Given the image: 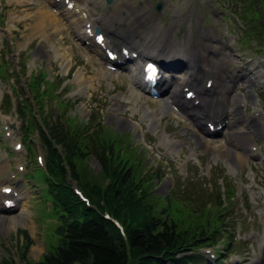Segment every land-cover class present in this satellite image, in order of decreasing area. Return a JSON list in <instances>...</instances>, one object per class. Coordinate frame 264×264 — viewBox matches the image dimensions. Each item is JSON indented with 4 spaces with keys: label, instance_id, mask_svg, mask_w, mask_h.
Listing matches in <instances>:
<instances>
[{
    "label": "rangeland",
    "instance_id": "374dc122",
    "mask_svg": "<svg viewBox=\"0 0 264 264\" xmlns=\"http://www.w3.org/2000/svg\"><path fill=\"white\" fill-rule=\"evenodd\" d=\"M112 1L109 9L104 0L77 2L88 5L106 40H111L110 46L117 51L123 45L130 53L137 51L149 59H156L151 54L153 50L167 58L176 48L190 51L195 64L207 66V72L199 70L197 74L200 89L212 77L223 94L227 85H222L229 81L230 93L224 96L231 99V108L240 106L244 96L243 118H231V122H236L234 126L230 124L221 134L211 137L205 133L206 125L197 127L180 112L166 109L164 90L163 96L154 99L134 85L133 75L129 74V78L122 68H106L90 50L92 47L89 49L78 38L84 37L72 30L71 16L67 19L54 4L47 0H0V69L8 68L0 74V264L4 259L19 264L25 242L21 230H26L31 238L26 261L40 260L54 244L52 229L56 217L51 214L43 180L47 156L39 131L36 128L29 134L21 127L15 109L5 114L2 107L5 94L12 95L14 90L19 94V86L27 93L25 84L38 73L45 74V81L54 89V99H45V111L53 119L65 113V118L75 122H101L115 138L114 148L128 164L133 157L127 148L139 153L137 164L141 168L137 165V169L146 174L144 180L151 177L153 192L159 196L171 195L191 212L204 210L214 216L216 209L209 207V202H213L211 194L218 188L225 193L230 187L234 198L225 213L229 216L228 227L215 246V259L218 264H264V138L256 136L260 124L264 126V47L245 36L249 27L240 18L243 7L239 17L233 12L239 9V2L229 0ZM158 2L160 10L156 9ZM101 53L103 56L102 49ZM142 59L135 58L134 63L123 67L136 69ZM22 64L25 75L18 82L12 73L20 72ZM180 69L164 72L168 80L171 75L176 77L167 83L173 81L177 88L185 75ZM42 87L47 85L43 83ZM58 95L66 103L64 112L57 108ZM254 110L260 111L261 119L251 118ZM251 140L260 147L258 155L248 150ZM16 144L21 145L19 150L15 149ZM235 150L241 161L231 169L229 162L234 161ZM87 166L94 174L102 170L94 158ZM5 185L17 192L19 200L12 209L1 207L4 195L10 194L1 191ZM71 186L79 190L80 196L84 195L75 181H71ZM25 205L27 211L19 217ZM115 221L122 227L120 221ZM223 235L232 236L228 249H223V242H228ZM203 253L206 255L207 251ZM202 257L196 264H217Z\"/></svg>",
    "mask_w": 264,
    "mask_h": 264
},
{
    "label": "trees",
    "instance_id": "16d2710c",
    "mask_svg": "<svg viewBox=\"0 0 264 264\" xmlns=\"http://www.w3.org/2000/svg\"><path fill=\"white\" fill-rule=\"evenodd\" d=\"M229 1L239 2V9L233 10L239 17L243 7L240 18L249 27L245 36L264 47V0ZM7 71L2 67L0 74ZM24 73L22 64L20 72L12 75L19 82ZM45 78L43 73L31 75L25 84L28 94L19 86V94H5L2 102L5 113L15 109L21 127L29 134L36 128L39 131L47 156L43 180L51 214L56 217L54 244L38 261H26L31 238L21 230L25 242L19 264H196L201 260V247L213 248L220 242L228 227L226 209L234 198L230 187L225 193L218 188L211 194L209 207L216 209L214 216L204 210L191 212L171 195L159 196L153 192L151 177L145 182L146 174L137 169L139 153L127 148L133 157L128 164L101 122H75L65 118V113L53 119L45 111V99L55 97L52 84ZM56 98L58 110L64 112L66 103L59 95ZM91 158L100 164L98 174L87 166ZM152 175L156 177V173ZM71 181L88 202L72 189ZM229 238L232 236L225 237L228 242H223L224 249L231 244ZM2 264L15 263L4 259Z\"/></svg>",
    "mask_w": 264,
    "mask_h": 264
},
{
    "label": "bare ground",
    "instance_id": "6f19581e",
    "mask_svg": "<svg viewBox=\"0 0 264 264\" xmlns=\"http://www.w3.org/2000/svg\"><path fill=\"white\" fill-rule=\"evenodd\" d=\"M72 1H74V3L76 2V0H72ZM75 7H76V5L74 4L73 8L71 10H69L70 8H68L67 4H66L63 6V11H65L66 17L71 16V21H72L71 27L75 30V32L76 33L79 32V36L81 35L85 39H89V35H87L86 31H85L86 29H84V31H80L81 30V23L83 22V19H84L83 15H82V10L80 8L75 9ZM77 13L79 14V16L77 15ZM85 25H86V23H85ZM90 26H91L92 31H94L96 24L94 22H91ZM96 54L97 55L99 54L98 51L96 52ZM155 54L158 57H162V58L164 57L165 58V56L162 55L159 51L155 52ZM145 56L146 55L140 53L138 55V58H140V59L145 58ZM187 56H189V55H188V53L186 55V51L176 48L173 55L169 56V58H168V59H170V63L168 65L170 67L172 66L171 60H173V59H181V58L186 59ZM198 65H199L198 70L207 71V66L205 68L202 67V66H204V64H202V63H199ZM194 67H195V65H194ZM185 73H186V76H184L182 78L181 83H180V88L175 87L176 83L173 81L167 83V81H168L167 80L165 83H163V88L161 90H159L161 95L163 94V90H164V92L167 96V99L165 100V103H164V107L166 109H170L171 107L177 105L179 107V110L182 111L183 114L187 115L189 118L192 119V121H195L197 123L196 126H199V124H201V121H200L201 111H209V112L216 113L213 117V119H214L213 122L215 123L216 126H220V128L218 130H215V132H220V131L224 130V128H228V125H230V124L232 125L234 122H231V118H236V117L243 118V115H244L243 114V107L245 105L244 96L240 100V106H236V107H233L231 109L227 108V103L231 100L230 98L222 95L219 90H217V92H216V89L213 91L208 90L206 88L203 90L199 89L198 86L200 85L199 84L200 79H198L197 73L194 72L193 69L190 71H186ZM129 74L134 76V80H133L134 85L137 88H139L140 90H144V87H141L139 85L138 76H141V74H138V69L136 68L133 72H129ZM173 80H176V79H173ZM248 82L250 83V85H253V80L251 78L248 79ZM164 85H165V87H164ZM188 85H192L194 87V93H195L194 98L186 99L184 97L185 92L183 91V88L185 86H188ZM226 85H227L226 89L229 90L230 82ZM207 95L209 96V98H205ZM250 97H252L251 94H250ZM197 99H200V103H198V104L195 103V100H197ZM255 112H256V117L260 116L259 110H256ZM252 146L249 147L248 150L251 154H256L257 148L255 150H253ZM240 161H241V155H240V153H238L237 150H235L234 161L229 162V165L232 167V169H235L237 166V163H240ZM5 199H10V197L5 196L3 199V202ZM13 200L16 202L15 203V206H16L17 202H18V198H14ZM2 207H4L3 203H2ZM26 207L27 206L25 205V207L20 211L19 217H22L24 215V212L26 213V211H27ZM262 249L264 250V244L262 245ZM256 263L257 262H253L252 264H256Z\"/></svg>",
    "mask_w": 264,
    "mask_h": 264
},
{
    "label": "water",
    "instance_id": "95a60500",
    "mask_svg": "<svg viewBox=\"0 0 264 264\" xmlns=\"http://www.w3.org/2000/svg\"><path fill=\"white\" fill-rule=\"evenodd\" d=\"M156 7H157V9H160L161 3H158Z\"/></svg>",
    "mask_w": 264,
    "mask_h": 264
}]
</instances>
